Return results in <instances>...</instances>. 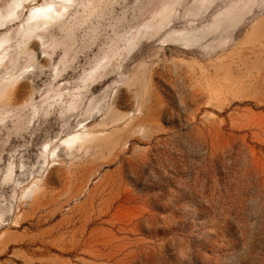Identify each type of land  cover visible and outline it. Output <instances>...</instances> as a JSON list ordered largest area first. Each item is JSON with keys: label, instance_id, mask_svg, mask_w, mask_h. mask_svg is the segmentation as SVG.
Returning <instances> with one entry per match:
<instances>
[{"label": "rangeland", "instance_id": "rangeland-1", "mask_svg": "<svg viewBox=\"0 0 264 264\" xmlns=\"http://www.w3.org/2000/svg\"><path fill=\"white\" fill-rule=\"evenodd\" d=\"M93 1L0 69V264H264V7L221 1L250 16L210 56L162 42L193 30L191 0ZM91 102V142L67 150Z\"/></svg>", "mask_w": 264, "mask_h": 264}, {"label": "bare ground", "instance_id": "bare-ground-1", "mask_svg": "<svg viewBox=\"0 0 264 264\" xmlns=\"http://www.w3.org/2000/svg\"><path fill=\"white\" fill-rule=\"evenodd\" d=\"M221 1L223 0H191L190 3L185 7V12L178 20V23L181 25L183 24L187 28L188 25H190L193 30H181L168 35L167 38L162 41L164 45L175 46L191 53H195V51L197 50L196 47L198 48L202 45L203 47L199 51L206 53V55L209 54L210 56L225 49L228 44L226 45V43H223L221 41L219 44H215L212 40L217 38L221 39L223 34H225L226 32L235 30L241 25H243L246 19L250 16V12L246 14L247 12L245 11V8L250 9V7H247L250 5L245 6L243 4L244 6L242 5V7L239 8L238 6H240L241 4L235 5V3L234 6H237L236 8H239L236 9L237 11L234 10L235 7H233V10H231L232 7H230V10H228L229 8L225 6L227 8L221 7V11H217V13L216 10L218 9ZM93 2V0H46L44 3L39 4L38 0H12V2L8 5L5 10L0 11V34L3 30H8L9 26L11 25H19V27L15 33H8L5 34L2 38H0V69L7 67L9 64L11 65V67H13L17 63L16 58H9V49L13 47L12 44L14 41L19 39H25V41L28 39L33 40V38H36L35 36H37L38 39L35 41L38 42L40 48L49 47L52 44H47L41 38V35L39 34L41 30H46L49 33L55 30L57 31L64 26H67L77 10L88 9L92 7V5L94 6L95 2L94 4ZM57 3H59V5ZM255 4V7H257L256 10L260 11L261 8L264 7V0H257ZM173 6V9H175L177 6L182 7L183 4L180 3L179 5ZM253 9L251 8L252 11ZM205 18L209 25L207 24L206 27L198 28L197 24L199 23V21ZM167 20L168 17H163L162 19H157V23L163 28H168L169 22H167ZM55 41H53V44ZM125 51L127 52V50ZM122 53H124V51ZM115 59H117L118 71L121 68L120 60L123 58L119 56V58ZM112 61H109L107 63L104 62V65H102V63V67L100 65L99 66L102 69H108ZM118 63L120 64L118 65ZM96 70L98 71V68ZM60 73V69L55 70L54 77L58 79L61 75ZM99 78L100 77H98V79ZM98 79H94V81ZM86 82L84 83L87 85L88 82ZM123 83H125V80L117 81V88L123 86ZM7 87L8 86L4 85V83H2V85L0 84V90H7ZM83 88L84 89L81 88L82 90L77 101L78 109L84 107L87 100V94L89 93L88 85L87 87L85 86ZM68 93L69 92H67L66 94ZM103 105L104 104L99 102H91L88 106L87 113L84 115L82 114L83 116H85V119H83L77 124L76 130L73 133L67 135L66 138H62L60 140V145L65 147L67 150L85 149L87 145L91 142V140L88 138V136H91L88 133V126L95 120L96 116L103 115V111L105 108V106L103 107ZM133 114L134 113H130L129 116H132ZM50 144L51 143H47L43 145V153H46V151L49 150ZM54 161L55 159H53V161H49L48 169L51 167V165H53L52 162ZM12 174L13 170L10 169L8 171V175L5 178V182H9Z\"/></svg>", "mask_w": 264, "mask_h": 264}, {"label": "snow or ice", "instance_id": "snow-or-ice-1", "mask_svg": "<svg viewBox=\"0 0 264 264\" xmlns=\"http://www.w3.org/2000/svg\"><path fill=\"white\" fill-rule=\"evenodd\" d=\"M49 11H50V9H49Z\"/></svg>", "mask_w": 264, "mask_h": 264}]
</instances>
